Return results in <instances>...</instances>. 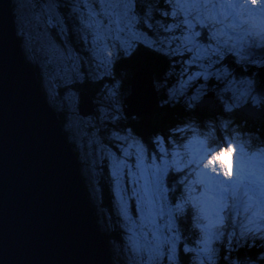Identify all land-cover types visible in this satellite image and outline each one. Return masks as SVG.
<instances>
[{
	"label": "snow or ice",
	"instance_id": "1",
	"mask_svg": "<svg viewBox=\"0 0 264 264\" xmlns=\"http://www.w3.org/2000/svg\"><path fill=\"white\" fill-rule=\"evenodd\" d=\"M18 6L29 15L14 34L39 60L51 104L74 137L87 138L114 184L127 264H264V0ZM140 48L168 65L150 90L185 116L147 141L125 123L139 116L136 74L116 71ZM83 83L96 85L95 95ZM209 106L213 114L199 115ZM194 139L198 154L189 152ZM221 144L236 146L230 177L209 163Z\"/></svg>",
	"mask_w": 264,
	"mask_h": 264
},
{
	"label": "water",
	"instance_id": "2",
	"mask_svg": "<svg viewBox=\"0 0 264 264\" xmlns=\"http://www.w3.org/2000/svg\"><path fill=\"white\" fill-rule=\"evenodd\" d=\"M12 4L0 0V264H114L80 160L14 34ZM135 74L144 128L160 98L151 67Z\"/></svg>",
	"mask_w": 264,
	"mask_h": 264
},
{
	"label": "trees",
	"instance_id": "3",
	"mask_svg": "<svg viewBox=\"0 0 264 264\" xmlns=\"http://www.w3.org/2000/svg\"><path fill=\"white\" fill-rule=\"evenodd\" d=\"M15 7L16 5L14 3V10ZM15 15L17 16V14ZM71 42L76 45L77 49L80 48V45L77 43L74 37L72 38ZM28 56L29 54L27 57ZM29 58L31 65L38 73V78L41 81L44 93L51 104L46 94L44 75L42 69L40 68L39 60L31 56ZM180 59L181 58L179 57L176 58L177 63L173 66L175 70L179 69L178 64ZM141 66H151V68L157 72V75H159L167 68L168 65L165 59L161 58V60L155 61L153 52L149 51L148 49L140 48L130 59L122 61L120 65L117 66L116 71L120 73L128 71L131 73ZM81 89H86L91 94V96L95 95L96 93V85L90 83H83L81 85ZM51 106L53 105L51 104ZM53 108L58 112L59 118L64 128V133L69 139L73 150L80 159V164L84 169V177L87 183V190L90 193L93 208L97 213V218L101 227L104 229L103 233L105 234L106 240L112 247L115 260L117 261V264H127L126 254H122L120 251L123 234L122 229L119 227L118 217L116 214L117 208L114 184L112 183L106 168L94 163L93 158L90 156L91 152L88 149L87 138L81 139L79 136L74 137L67 129L65 113L58 106H53ZM183 112V109H156L152 117L146 118V124L144 128L139 126L142 124V121L139 119L132 120V123L128 125L135 127L147 141V139L153 134L167 135L168 131L170 130L169 126L174 124L173 119H177V117L184 115ZM213 112H215L214 106H209L208 112L206 114L200 113L199 115H211ZM173 115H175V118ZM127 187L130 189L132 185L128 184Z\"/></svg>",
	"mask_w": 264,
	"mask_h": 264
},
{
	"label": "rangeland",
	"instance_id": "4",
	"mask_svg": "<svg viewBox=\"0 0 264 264\" xmlns=\"http://www.w3.org/2000/svg\"><path fill=\"white\" fill-rule=\"evenodd\" d=\"M15 3L17 4V6H16L17 22L19 23L20 20H24V23L27 26V20L24 19L25 17H27L29 15L27 9L24 8V7L18 6L21 3V0H15ZM30 56L33 57L31 55V53H29V56L28 57H30ZM44 86L47 89V82H46L45 78H44ZM220 147L221 148H224V145L221 144ZM88 149H89L90 152H92V149H91V147H89V145H88ZM189 149L191 150L190 151L191 154H198V153H200L202 151L203 146L197 140L194 139L193 142L191 143ZM91 157H92V155H91ZM221 159L226 163V165L228 167L231 168L232 173H233L234 166H235L236 161H237V153H236V151H235L234 154L233 153H227V152H225L224 155H223V157Z\"/></svg>",
	"mask_w": 264,
	"mask_h": 264
},
{
	"label": "clouds",
	"instance_id": "5",
	"mask_svg": "<svg viewBox=\"0 0 264 264\" xmlns=\"http://www.w3.org/2000/svg\"><path fill=\"white\" fill-rule=\"evenodd\" d=\"M12 6H13V8H14V2H13V4H12ZM18 24V23H17ZM21 46H22V48L23 49H25L24 48V46H23V44H21ZM25 51H26V49H25ZM57 115H58V113H57ZM58 117H59V115H58ZM235 151H236V146H235V144H233V145H231L230 147H228V148H224V149H222L220 152H218L211 160H210V165H212V166H215V165H219L220 167H221V169L224 171V173H225V175L226 176H228V177H230L233 173H232V170H231V168L230 167H228L227 165H226V163L221 159L222 157H223V155H224V153L225 152H227V153H235Z\"/></svg>",
	"mask_w": 264,
	"mask_h": 264
}]
</instances>
